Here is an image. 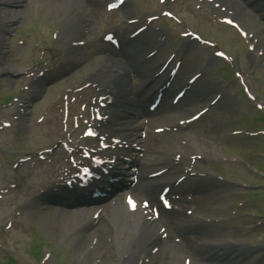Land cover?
I'll return each instance as SVG.
<instances>
[{
    "label": "rangeland",
    "instance_id": "374dc122",
    "mask_svg": "<svg viewBox=\"0 0 264 264\" xmlns=\"http://www.w3.org/2000/svg\"><path fill=\"white\" fill-rule=\"evenodd\" d=\"M42 1L43 0L32 1V5L28 6V17L25 19V22L30 25H38L37 27L44 34L46 31H49L47 28L53 26L52 28L56 29L58 27L57 22L61 16L52 15L50 17L49 12L46 11L48 6ZM155 5L157 4L155 1H153L152 4L146 3L141 7L144 9H154ZM184 5L185 2H178L173 5V7L179 11L180 9H183ZM126 10L135 11L137 8L136 6L129 5L126 7L125 11ZM40 17H46V21L41 23L38 21ZM22 18L24 19L25 17ZM191 21L192 23L198 22L193 18H191ZM201 26L204 27V24L201 23ZM199 28L201 27L199 26ZM201 29L205 31L210 30L209 28ZM91 37H93L92 33L88 36V38ZM218 39L224 48L228 47L229 49L234 45H236L237 48L239 47L238 42L232 41L234 40L233 34L228 31L223 30ZM22 47L23 46H21L19 49ZM23 51L26 54L28 52L30 53V51L27 49H24ZM29 59L21 57L16 61L12 60V65L14 68L20 65H29ZM92 64L95 65L96 63L92 61ZM198 64V60L191 59L186 62L185 67L199 69ZM83 70H85V68ZM262 80L263 79H261V81ZM201 82H214L217 86L220 84L218 77L213 73L204 74ZM246 82H248V80H246ZM262 85L264 86L263 81L260 87H262ZM15 87L16 84H12V87H9L8 83L5 84V86H2V91H0V100L5 101L8 97H14L17 93ZM234 87L235 84H233L232 88ZM60 91L61 87L53 90V94L50 96V99L55 98L56 95L60 93ZM261 92L263 93V91ZM233 93L234 92L232 89V93L227 98L228 102L224 104V109L227 108V112L219 118V127H217L215 130H212L215 132L216 130L221 129L217 136V139L219 140H217L216 144H211L216 147L218 157H212L213 161L210 162L211 167L213 168L211 174L216 177V172L219 171V175L223 177L221 182L218 183V185L221 184L223 186L221 187L222 194L220 197H215L216 200H221L218 210L211 209L210 207L214 206L211 205L213 202L208 199L209 197H204L207 200L204 201V214L216 217L217 219L219 218L218 220L221 222L213 223L212 225H199V228L203 230H209L208 236H214L215 239H221L223 237L225 240V238H228V240L234 244L245 243L246 245L256 248L257 246L260 245L259 247H261L264 244V240L261 239V237L264 238V223L262 222L264 221V179H262L257 173L254 174L255 176H249L247 174L248 172L244 168L243 159L238 160L237 157H239V153L242 152L247 155L251 154V158L248 162L252 166H254V164L264 165L263 163L260 164L262 158H259V155L264 154V133H262L259 138H255L257 139L256 141H254V139H252V137L249 135L251 131H264V123L256 121L257 116L255 114L256 112H254L256 111L255 108L251 109L243 100L242 96H240V99H236V96H234ZM263 95L264 94H262L261 97H264ZM15 106L16 103L14 102H10V104L6 105L5 107L0 106V129L3 128L1 122L10 123L9 130L0 131V152L3 155L2 163H6L9 160L13 161V158L15 159V154L17 153L16 149L22 147V145L19 144H17L15 147V144L11 142L13 140V134L15 130H18V123L15 121L14 116ZM45 106L46 103L43 107ZM243 115H247L245 118H243L244 123H239L235 126L232 125V123H236L235 119H240ZM212 117L214 116L211 115L210 119L207 120L208 124H210ZM13 125L14 127H12ZM231 128L239 130V135L243 138L238 143L237 139H234L235 136H232L228 131V129ZM207 135L208 134L204 133V136L207 137ZM199 137L204 138L203 136ZM193 140L195 141V139ZM194 141H187L191 148L189 154L192 153L193 150H195L199 145L197 144L198 142ZM221 142H225L227 145L226 149H223L222 152H219V148H221L219 144ZM31 143L34 144V142ZM31 143L29 140L27 141L26 145L28 146V149L32 146ZM189 154H187V159ZM225 164H229L231 168L226 165L225 169ZM10 168L11 167H4V164L3 166L0 164V179L3 177H8V173L12 172ZM48 169L49 167L44 164L28 168V172L19 178V184H17L18 180L15 183L17 194L16 198L8 200L5 197L0 201V264H44V260L42 258L44 249H41V245L43 244L48 246V249L51 252L47 264H89L85 262L87 259L86 257H80L78 254L82 246L76 250L73 242L75 238H78V236H83L85 233L82 234L81 232H70L68 235L66 234L67 239L64 238V240H61L60 242H55L54 240H51L49 235H47V233H45L41 228L37 217H34V219H32L29 223L26 222L28 227L27 233H25L24 228L20 226L23 225L22 222H25V212L23 211V208L29 202L27 199L30 198L36 190L42 187L40 182L45 181L42 179V174L46 175ZM224 173L226 176L223 175ZM242 183L256 185L257 188H253L254 190L252 191L244 192L240 189ZM12 221L21 222V224H15L14 226L20 227L16 229L13 227L9 230V223ZM257 223V227L253 228ZM28 233H30L29 236ZM65 233L67 232L65 231ZM71 233H74V235L71 236ZM89 236L90 234L85 236V243L88 241ZM34 240L40 242L41 245L38 242H34ZM170 246L172 247L173 245L171 244ZM36 249L37 253L35 252ZM263 251L264 247L262 250H259V252ZM11 257L13 258L12 262L10 261ZM41 258L42 260H40ZM117 260V257L111 256L109 258L108 264H119ZM90 264H92V262Z\"/></svg>",
    "mask_w": 264,
    "mask_h": 264
},
{
    "label": "bare ground",
    "instance_id": "6f19581e",
    "mask_svg": "<svg viewBox=\"0 0 264 264\" xmlns=\"http://www.w3.org/2000/svg\"><path fill=\"white\" fill-rule=\"evenodd\" d=\"M18 1L19 0H0V26L4 22L6 23L7 21H11L12 19L16 18L20 12L23 14V16L27 17L28 6H30L31 3L23 11H18L14 7H9L12 9L6 8L5 6L3 7L4 4H9V6H12L11 4H13V6H15V4H18ZM42 2L44 4H47L48 7L46 11L49 12L50 17L52 15H60L61 17H64V21L61 25V29H63L64 31L78 30L82 27V17L77 12L76 8L69 2V0H43ZM6 42L7 40L5 37H0V51L3 50ZM142 44H144V42H139V44L136 43L132 46L127 47L125 53L123 54L125 58L129 59L132 62V65H134L135 60L140 56V53L142 52ZM3 53L4 52H2V54ZM8 68V65L0 59V71L8 70ZM139 70L141 71V73L147 74L149 67L143 66ZM107 79L115 81V78L113 77H107ZM209 89L210 87L208 86L207 82H201L194 90V92L191 93V95H201L200 97H203L207 93V91H209ZM121 92L122 94L124 93L125 96L129 95V91L126 88L121 90ZM123 107L124 104H119L115 109ZM223 108L224 106L222 105L220 110H224ZM219 118H214L213 120H211L212 127L214 129L219 127ZM139 126L141 125L139 123H136L134 127L136 128ZM177 138V134H166L160 136L150 133L149 138L147 139V143H151L154 146L151 150H156L159 153L155 156V158L146 156L145 158L146 160H148V164L159 163L164 161L165 159H168V157L165 156V152H173V149L176 148L175 145L178 141ZM175 155L176 154H172L173 157ZM132 161L134 162V160ZM145 165L148 166L146 163ZM141 169L143 170V175L140 178V186H142L141 188L144 192H147L150 191L149 183H151L153 179L148 178L146 180V178H144V174H149V172L146 170L147 167L144 166V163L141 164ZM168 175L172 176V174ZM160 179L166 182L164 177H161ZM212 194L213 192H211L209 196H212ZM199 203V201L191 202L194 207L200 206L201 204ZM125 206L121 204V202H119L111 211H109H113L112 214H109L107 212L105 216L106 218L102 217L96 228L93 230V233L90 234L86 243L84 242V238L74 245L76 250L77 248L82 246L78 253L79 255H81V253L89 249L90 245L94 243L93 250L88 255V260L86 259L85 261L86 263L90 264L96 259H101L99 261V264H108L109 258L113 254H115V256L119 257V259L121 258L123 264H130L131 262L129 258L125 260L122 256L126 255L129 257L130 253L132 252L139 253L140 248L147 241L146 239L149 236L150 229H138L137 216L126 214L124 210ZM195 209L197 211V208ZM37 218L41 228L45 233H47V235H49L50 239L54 240L55 242L64 240V238H66V234L68 235L70 232H77L78 230H80V227L84 226L86 223L90 224L88 216L85 214L83 215L79 214L78 212H67L57 209L39 214ZM116 220L120 222L117 224V226L114 227V229H112L109 224L110 222ZM65 231L67 233H65ZM122 236L123 238H121ZM169 243L165 241L158 253L152 257V262L155 260L156 264H181V256L182 254H184V249L182 247H184V245L172 244L173 246L171 247V243ZM188 245L189 242H185V249L189 250V253L193 255L195 261H191L192 264H215L214 261H205L202 259L203 254L199 247H194V245H192V247H189Z\"/></svg>",
    "mask_w": 264,
    "mask_h": 264
}]
</instances>
